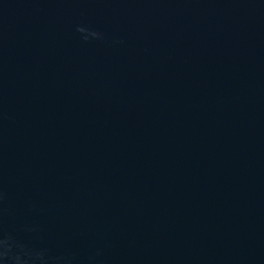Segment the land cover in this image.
<instances>
[{
  "label": "water",
  "instance_id": "1",
  "mask_svg": "<svg viewBox=\"0 0 264 264\" xmlns=\"http://www.w3.org/2000/svg\"><path fill=\"white\" fill-rule=\"evenodd\" d=\"M0 264H264V0H0Z\"/></svg>",
  "mask_w": 264,
  "mask_h": 264
}]
</instances>
